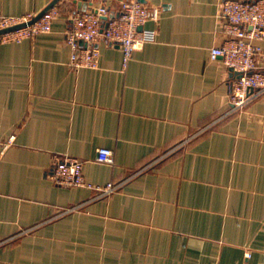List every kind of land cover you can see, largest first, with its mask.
<instances>
[{
    "label": "crops",
    "instance_id": "0c3cea01",
    "mask_svg": "<svg viewBox=\"0 0 264 264\" xmlns=\"http://www.w3.org/2000/svg\"><path fill=\"white\" fill-rule=\"evenodd\" d=\"M52 1L0 0V16ZM123 1L60 0L50 32L0 40V264H264V93L232 110L236 74L211 58L222 0H141L154 41L124 67L102 39L99 67L72 68L75 15ZM56 157L120 187L57 184Z\"/></svg>",
    "mask_w": 264,
    "mask_h": 264
},
{
    "label": "built area",
    "instance_id": "2783aa9c",
    "mask_svg": "<svg viewBox=\"0 0 264 264\" xmlns=\"http://www.w3.org/2000/svg\"><path fill=\"white\" fill-rule=\"evenodd\" d=\"M155 13L156 10L152 11L139 0L123 1L118 12L104 3L78 13L67 31V42L72 49L71 67H99L101 52L98 44L102 39L120 46L126 67L136 50L156 39L155 30L144 28ZM59 14L58 6L54 5L31 24L29 22L36 16L34 14L22 17L2 15L0 30L25 25L0 34V40L20 42L50 32ZM219 17L223 20L226 40L211 49V58L221 57L229 69L238 73L231 81L229 91L232 110H238L264 93V69H260L257 62L258 55L263 51L260 42L264 40V0H222ZM81 40L86 43L85 46H81ZM97 159L106 164L115 163L113 150L107 147L98 150ZM51 178L60 185L93 189L99 196L109 195L120 187L114 182L104 185L91 183L84 174V161L75 157H56Z\"/></svg>",
    "mask_w": 264,
    "mask_h": 264
},
{
    "label": "water",
    "instance_id": "95a60500",
    "mask_svg": "<svg viewBox=\"0 0 264 264\" xmlns=\"http://www.w3.org/2000/svg\"><path fill=\"white\" fill-rule=\"evenodd\" d=\"M58 1H60V0H53L43 11H41L38 15H36L30 22H29V24H31V23H33V22H35V21H37L38 19H40L42 16H43V14L48 10V9H50L51 7H53L54 5H56V3L58 2ZM77 1V0H76ZM139 1H141V0H139ZM25 25V23H23V24H19V25H16V26H12V27H9V28H6V29H3V30H0V34H2V33H5V32H7V31H11V30H14V29H17V28H19V27H22V26H24ZM142 27H140V29H141ZM80 44H81V46H85L86 45V43L84 42V41H80ZM236 75H238V73L237 72H234Z\"/></svg>",
    "mask_w": 264,
    "mask_h": 264
}]
</instances>
